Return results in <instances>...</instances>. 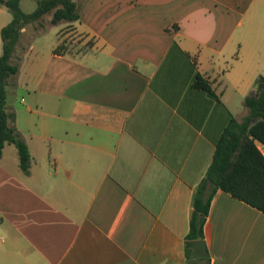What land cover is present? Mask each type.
I'll list each match as a JSON object with an SVG mask.
<instances>
[{"label":"crops","instance_id":"crops-1","mask_svg":"<svg viewBox=\"0 0 264 264\" xmlns=\"http://www.w3.org/2000/svg\"><path fill=\"white\" fill-rule=\"evenodd\" d=\"M88 1L73 25L89 52L55 55L59 31L37 49L45 31L27 26L12 57L31 167L5 146L0 264H187L195 188L264 76V0ZM11 20L0 6V56ZM198 73L219 101L192 88ZM204 241L211 264H264V213L218 190Z\"/></svg>","mask_w":264,"mask_h":264},{"label":"trees","instance_id":"trees-1","mask_svg":"<svg viewBox=\"0 0 264 264\" xmlns=\"http://www.w3.org/2000/svg\"><path fill=\"white\" fill-rule=\"evenodd\" d=\"M36 8L26 13L21 0H0L12 16L11 22L1 31L2 55L0 56V158L6 145L14 144L18 151L21 170L28 174L31 155L27 144L18 136L12 126L14 115L7 106L10 78L19 73V66L11 60L22 37V30L40 23L45 16H51L52 25L77 23L81 19L76 0H34ZM92 42V41H91ZM93 44V42L91 43ZM93 46V45H91ZM55 55H65L66 47L59 43L53 50ZM72 53V52H69ZM256 90L245 99L249 112L242 121L231 117L223 130L214 152L213 160L204 178L195 188L189 233L185 240L187 264H211L209 254L206 263L195 251L193 242L204 240V226L211 202L218 190L264 213V155L258 143L264 146V76L255 82ZM192 88L206 92L219 101L212 83L198 73Z\"/></svg>","mask_w":264,"mask_h":264},{"label":"rangeland","instance_id":"rangeland-1","mask_svg":"<svg viewBox=\"0 0 264 264\" xmlns=\"http://www.w3.org/2000/svg\"><path fill=\"white\" fill-rule=\"evenodd\" d=\"M79 8L80 15L83 12V8L90 6L91 1L88 0H76ZM21 7L24 12L31 13L36 8V2L34 0H22ZM50 15L44 17L42 22L29 25V30L34 27L37 29V33L44 30L35 36L34 44L37 49L45 50L47 45L56 40V33L59 31V43H63L66 47V52H72L73 54H83L91 50L93 39L87 38L76 31L75 26L68 23H61L59 25H52L50 21ZM38 25V26H37ZM42 27V28H41ZM92 41V42H91ZM26 61L19 60L17 65H25ZM20 68V67H19ZM19 96H27V93L23 90L20 91Z\"/></svg>","mask_w":264,"mask_h":264},{"label":"water","instance_id":"water-1","mask_svg":"<svg viewBox=\"0 0 264 264\" xmlns=\"http://www.w3.org/2000/svg\"><path fill=\"white\" fill-rule=\"evenodd\" d=\"M195 251L200 255L202 263H206L207 246L204 240H196L193 242Z\"/></svg>","mask_w":264,"mask_h":264}]
</instances>
